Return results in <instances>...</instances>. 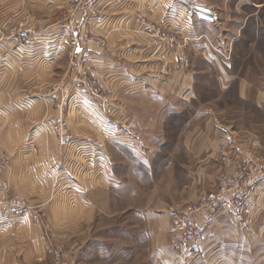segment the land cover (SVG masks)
Wrapping results in <instances>:
<instances>
[{"label": "crops", "instance_id": "1", "mask_svg": "<svg viewBox=\"0 0 264 264\" xmlns=\"http://www.w3.org/2000/svg\"><path fill=\"white\" fill-rule=\"evenodd\" d=\"M194 1L216 13L217 21L213 26L198 21L192 12L175 6L173 0H102L97 5L95 17H86L81 10L76 11V26L81 28V34L87 30L93 38L84 49L91 57L89 73L104 89L107 112L113 107L109 114L112 121L128 128L119 130L128 140L111 142L102 137L100 130L96 132L94 124L91 130L102 137L101 142L79 140L81 146L75 148L76 154L82 153V144H85L84 149L90 146L91 150L83 152L87 153L82 164L76 162L79 168L74 169L79 172L74 175L73 168L67 171L57 164L56 152L41 151L29 139L30 122L36 119H30L32 109L37 108V119L48 115L53 124L59 118L57 107L66 78V90L70 92L66 118L68 120L72 111L75 118L78 116L85 121L83 110L76 109L74 103L81 100L87 106L89 98L71 81L77 75L74 68L63 67L64 59L71 56V49L66 40L63 41L65 34L59 30L58 23L71 9L69 0H0V153L9 154L11 159L0 184L6 183L7 194H19L37 205L47 204L48 216L66 233L70 231L74 204L104 209L109 205L111 193L126 183L120 164L127 162L115 158L114 147L119 149L125 145L138 155L139 164L146 165L155 164L161 153L169 154L166 163L179 164L168 168L167 178L170 177L173 193L179 194L184 202L180 210L216 188L219 173L231 170L248 149L264 154L259 137L251 133L248 139L240 138L239 141L234 132L230 136L216 127L212 118L196 129L185 127L181 132L167 129L171 120L182 113L184 105L195 97L199 67L206 66L210 58L218 60L220 53L234 51L233 68L223 60L226 68L219 70L223 75L219 78L224 84L222 87L238 82L237 89L250 95L252 86L246 76L240 75L242 70L236 69L234 56L241 30L264 9V0ZM41 6L50 8L45 13H31V8L41 9ZM137 13L154 24L177 29L189 40L183 48L172 52L155 46L147 30L143 31L135 23ZM33 17L35 21L31 23ZM55 23L57 28L53 27ZM20 24L27 26L28 33L30 31V34L22 32L27 37L21 43L11 30ZM22 29L26 28L19 27ZM214 32H220L221 36L212 37ZM249 51L245 50L246 54ZM183 56L188 58V64L184 63ZM43 57L44 63L39 64ZM91 111L94 119H106L93 106ZM89 127L87 125V133ZM220 146L232 150L223 164L218 154ZM94 147L99 148L96 154ZM157 188L152 197L158 195ZM160 191L163 193L162 189ZM4 198L6 194L0 189V264L45 263L47 243L41 229L33 223V215L18 216L14 208L2 200ZM169 205L155 213L156 223L151 233L156 243L162 241L158 246H166L168 263L184 264L168 247L174 216L179 213L170 212L168 208L172 206ZM248 215L251 224L243 227L226 210L216 214L197 242L202 258L189 264H264V183L252 194Z\"/></svg>", "mask_w": 264, "mask_h": 264}, {"label": "rangeland", "instance_id": "2", "mask_svg": "<svg viewBox=\"0 0 264 264\" xmlns=\"http://www.w3.org/2000/svg\"><path fill=\"white\" fill-rule=\"evenodd\" d=\"M53 1L54 0H50V2ZM190 1L194 6L193 9L187 8L177 3L175 0H173V3L178 8L192 12L198 21L213 26L217 21L216 13L207 8L204 10V8L202 9L200 6H196L199 2H195L194 0ZM39 8L42 10L38 9V7L31 8L33 10L31 13H35V11L45 13L50 6H46L45 8L41 6ZM199 10L206 11L208 15L214 14L216 18L213 21H204L199 16ZM247 11H249V9H247ZM25 18H27V16H25ZM34 21L35 19L33 17L31 23ZM195 23L198 24L197 21ZM263 24L264 9L262 11L260 10L253 19L251 18L247 27L241 30L239 41L236 43L237 52L235 51L234 65H236V69L240 68L242 70L240 75L246 76L251 82L250 84L252 86L249 90L250 95H246V93L237 89L235 85L238 82H232L227 88L222 87L224 84H222L219 78L223 75L219 73V70L221 69L222 71L223 68H226V64L223 60L226 61L227 64H232L231 61L233 62L234 51L233 53H231V51L223 54L220 53L218 60L210 58V61H207L208 65H200L199 74L195 78V84L197 85L194 89L195 97L191 98V101L184 105L181 111L182 113H179L171 120L167 129L173 128L182 130V128L185 127L196 129L203 127L206 120L212 118V123L215 124L216 127H220L222 131H227L230 136L234 132L235 137L239 138L240 141L242 140L240 138L248 139L250 134L253 133L257 138L259 137L264 147ZM25 26L20 24L17 27L26 28L25 30L22 29V32L30 34V31L29 33L27 32V26ZM53 27L57 28L56 23ZM211 35L212 37L221 36L220 32H218V34L214 32ZM23 37L24 39L18 41L19 43L23 42L27 36ZM65 40L66 38L63 35V41ZM249 40H251L250 43L248 42ZM226 42L227 46H229V41L226 40ZM233 45V48H235V42ZM245 50L251 51H249V54H246ZM44 60V57L41 58L39 64L44 63ZM69 62L70 57H68V59L65 58L63 67L68 69ZM231 66L233 68V65ZM40 67H42V65H39V68ZM61 69L63 70L62 67ZM47 75H50V73H47ZM66 80L67 81L62 85L63 92L60 94V101L69 99L70 92L66 90L68 87V79L66 78ZM94 80L99 84L95 78ZM220 84H222L221 87ZM225 84L227 85L228 83ZM48 91L49 90H47V92ZM77 92L79 91L77 90ZM84 94H86V96L84 95L85 97L89 98V105L86 106L85 102L82 103L81 100L76 104L74 103V105L76 109L83 110L84 115H82V118L85 119V121H82L81 117L79 118L77 114V118H75L72 111L67 120V107L64 109L62 119L58 118L53 121V124L49 120L48 115L47 118H44L45 115L43 114L41 115L42 117L37 119L36 107L30 111V119H36L30 122L31 126L29 129L31 132L29 139L35 142L41 151L56 152L58 158L57 164L63 168H67V171H72V168L78 169L79 164L83 163V158L86 157V153L91 150L90 146L88 148L89 150L84 149L85 144H82V153L76 154L75 148L81 146L79 144L80 139L85 141L86 139L90 140L94 144L101 142L102 137L111 140V142L128 140V138L122 137L123 135L121 133L123 131H119L120 129L128 130V128L121 124L116 125V122L112 121V117L109 115L113 112V107L107 112L105 108L107 102L102 104L86 92H84ZM66 100H64V102H66ZM60 103L61 102H59L58 107ZM75 106H72V109H74ZM92 106L96 108L98 112L106 116L103 117L106 119H94L91 114ZM94 124L96 132L100 130L102 137L99 138L98 132L95 133L94 130H91ZM87 125L90 126V131L88 133L86 132ZM79 133L81 135H78ZM123 146L124 147H120L119 149L114 147L112 152L115 158L117 157L116 159H118V161L123 162L124 160L127 162V164H120L126 183L124 186L117 189L118 191H113L111 193L109 205L104 209L95 207L91 209L89 207L86 208V206L82 204L76 206L74 204L73 208L75 212L72 213V219L70 220V231L66 233L61 232L56 226V220L48 216L47 204L43 203L37 205L19 194L9 195L7 194L8 187L6 183L3 182L0 184V189L3 194H6V199L4 198L2 200H5L7 205L13 207L20 217H24L28 213H31L33 215V223L41 229L42 235L47 243V248L45 249L47 257L43 264H174L172 262L168 263L166 257L168 250L165 248L166 246L163 244L158 246L162 241L156 243V237L151 232L156 223L155 213L157 210L162 209L161 207L165 208L170 204L169 206H172V209H174L172 211V209L168 208L170 212L180 213L184 211L180 210L184 202L180 200L179 194L173 193L172 186L169 184L170 177L167 178V174H169L168 168L179 166V164H167L165 160L169 155L167 153H161L158 156V160L156 159L157 162H155V164H139L138 155H135V153L125 145ZM225 147L230 150L228 146ZM98 149V147H94L93 153L96 154L99 151ZM85 150L88 151L83 153ZM247 151L255 152L263 163L264 159L261 156H264V154H262V152H257L254 149H248ZM230 152H232V150H230ZM0 155L7 156L11 163L9 154L1 152ZM174 156L179 155L174 154ZM78 161L80 162L79 164L76 163ZM8 167L0 175V179L5 174ZM78 172L79 171L75 169L73 170L74 175ZM167 180L169 185L167 184ZM156 188L159 189V193L157 196L152 197ZM160 189L163 190V193ZM15 197H20L30 203V209L23 212L19 206L12 203ZM163 210L165 211V209ZM76 212L78 215H74Z\"/></svg>", "mask_w": 264, "mask_h": 264}, {"label": "built area", "instance_id": "3", "mask_svg": "<svg viewBox=\"0 0 264 264\" xmlns=\"http://www.w3.org/2000/svg\"><path fill=\"white\" fill-rule=\"evenodd\" d=\"M101 1L69 0V7L71 9L61 19L58 27L65 34L67 45L71 49L69 65L77 72V75L71 81L78 90L86 92L92 98L105 104L107 98L102 86L89 73L91 57L84 51L85 45L93 38L87 30L84 32L82 30L83 33L81 34V28L76 26L75 18L77 10L84 12L86 17L97 16V5ZM175 1L187 8H194L190 0ZM196 6H200L203 9L200 4ZM201 13L207 14V12L200 11L199 13L200 18L204 21H213L216 18L214 14L203 17ZM134 21L139 27L143 28V31L147 30V34L153 39L155 46L162 47L168 51L172 52L183 48L189 40L187 36L181 35L177 29L154 24L140 13L135 15ZM12 33L17 35L16 38L18 41L24 39L22 31L17 26L12 28ZM182 59L184 63H187L185 56ZM64 100L66 99L61 100L60 106L58 107L59 119H62L64 109L67 107L66 102L68 99L66 102ZM218 154L222 164L227 162L230 157V151L225 146L219 147ZM9 163L10 161L7 156L0 155V175L8 167ZM263 183L264 164H262V161H260V158L255 152H245L244 158L231 170L221 171L219 173L215 189L205 192L195 202L184 209V211L174 216L169 248L183 259L184 264L201 259L202 253L197 242L203 237L205 229L210 226L214 216L222 210H226L232 214L243 227H248L251 224V218L248 215L250 198L254 191ZM13 199L12 203L19 206L23 212L30 209V203L20 197ZM198 220H200V223L197 222Z\"/></svg>", "mask_w": 264, "mask_h": 264}, {"label": "bare ground", "instance_id": "4", "mask_svg": "<svg viewBox=\"0 0 264 264\" xmlns=\"http://www.w3.org/2000/svg\"><path fill=\"white\" fill-rule=\"evenodd\" d=\"M201 16H203V17H208V14L201 13Z\"/></svg>", "mask_w": 264, "mask_h": 264}]
</instances>
